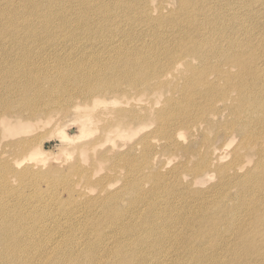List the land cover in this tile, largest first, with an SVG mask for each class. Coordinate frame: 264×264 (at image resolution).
<instances>
[{
  "label": "bare ground",
  "instance_id": "obj_1",
  "mask_svg": "<svg viewBox=\"0 0 264 264\" xmlns=\"http://www.w3.org/2000/svg\"><path fill=\"white\" fill-rule=\"evenodd\" d=\"M201 1L168 12L154 0H0V141L12 136L0 146V264H264V0ZM165 87L161 108L146 104ZM104 94H135L144 113L109 114ZM77 98L95 134L71 146L65 171L35 170L47 153L19 135ZM224 111L232 120L214 124ZM164 151L183 161L164 178L145 172ZM109 157L119 168L101 173ZM201 171L216 184L194 190L180 174Z\"/></svg>",
  "mask_w": 264,
  "mask_h": 264
},
{
  "label": "rangeland",
  "instance_id": "obj_2",
  "mask_svg": "<svg viewBox=\"0 0 264 264\" xmlns=\"http://www.w3.org/2000/svg\"><path fill=\"white\" fill-rule=\"evenodd\" d=\"M154 1L155 2L153 4V6H156V5L158 6L160 1H163L164 2L163 7L167 8L168 12L175 11L179 6V0H154ZM202 2L203 1L200 0L199 5H201ZM165 11L166 10L163 9V12H165ZM34 58H36V57H34ZM35 60H38V59L36 58ZM191 64L194 66L198 65L197 61H191ZM45 66H49V64H46ZM176 83L177 82H174L172 84H176ZM122 89L123 88H120V90H122ZM167 89L168 88L165 87L164 90L162 91V94H160L158 96H152V97L144 96L143 98H146L145 99L146 104H148L151 107L157 106V107L161 108L162 105L156 104V102L162 103L163 100L170 95V93L168 92ZM133 97H135V94H132L131 96H123V97H119V98L104 94L103 96H100L99 99L102 101L103 100L106 101L105 107L108 109L109 114L116 115L118 111H121L122 113L123 112L137 113V111H138L137 108H139V112L143 114L144 110L143 111L140 110L141 105L135 104V101H134L135 98H133ZM78 100H79V102H78ZM85 101H86V98H83V99L77 98L75 100L66 101V102H64L63 107L61 109H59V111H56L55 113H53V117L49 121L43 117L42 123H40L36 126H29V129L27 127H24L23 132L21 131L22 135H19L20 136L19 139H23L25 136L27 138V140L34 141V144L36 142L35 145H38V143H39L40 145H38V146L41 148V150L43 152L45 151V153H47V155L46 156L44 155V156L46 158L48 157V159H46L45 157L42 159H44L43 161L45 164H47L46 161H48L49 165L47 164L45 166L42 162L44 167H46V168H44L42 164L37 163V165L40 164V166L39 165L37 166L35 164V162L34 163L29 162L28 159H26V161H28L29 164L26 165V163H24V165L21 167H25V166L34 167V164H35V170H37V171H38V169H40V167L42 168V169H40L42 171H45L48 168H53L56 170L65 171V169H67V167L74 165L77 162V158H78L80 153H75L74 150L71 149V146L83 144L84 141H86V139H89V135H90L89 133L95 134V132H96V129L92 123L84 124L85 119L83 118V116L86 113L82 112L81 110L73 109V105L75 103H77V102L83 103ZM223 113H224L223 116L222 115L216 116L215 121L213 122L214 124H216V122H223L225 120H227V121L232 120V116L229 115L228 111H224ZM40 114L41 113H38L37 115L32 116L29 113L24 112L22 115L23 116L22 120H27L28 117L30 119L40 118V117H42ZM133 115L135 116L134 117L135 120H139L136 117L137 114H133ZM103 117H104V114H103L102 118ZM147 117H150V116H146V118ZM30 119H28V121H25V122H30ZM145 121H146V119L143 120L142 122H139V123L143 124V123H145ZM33 122H36V121H33ZM147 123H148V121H147ZM197 124H199V125H197ZM197 124L195 126H198L200 131L205 130L208 134H210L211 138L213 137L214 132L209 130V126H207V124H205V123H203V124L197 123ZM129 126L133 130H137L139 128V126L135 123H133ZM195 126L187 128L188 132H190V130ZM149 127L150 126H146L142 132H148ZM82 131H84V132H82ZM11 138H12V136L8 135V137L4 138L3 141L1 140L0 142H2V143H0V146H3L4 143H7V141H10ZM223 138L224 137L220 138L218 141H222ZM239 138L240 137L239 136L236 137L235 134H233L229 137V140L234 139V143L232 144V146H230L231 149L234 147V144L239 140ZM113 139L117 140L118 138H113ZM183 139H184L183 140L184 144H186L190 140L188 138V135L184 136ZM229 140H227V142ZM198 141L201 142L200 137L198 138ZM218 141H215V142H218ZM135 142L136 141H131L130 143H135ZM125 143H129V140L127 138L120 139L119 144L123 145V148L128 146V144H125ZM204 148H205V146L202 147L203 152H205ZM25 152H12V150H10L8 153H6V155H8L9 158H11V160L14 158H17V159L23 161V160H25V158H28V151L26 152L27 154H25ZM121 153L124 154V153H126V151H121ZM160 156H161L160 160L153 162L151 165V168H147L144 171L154 173L155 175H158L159 178H164L165 173L172 172L174 169L166 172L167 170L174 168L176 166V164H178L179 162L181 163L183 161V159L181 157L179 158V161H177V156H175L173 154V152H165L164 151L163 153H161ZM23 157H25V158H23ZM49 158H51V159H49ZM201 158L202 157H200V156H195L189 162L191 163V165H193L195 163H198ZM90 160H91L90 157L84 156V159L82 161L83 162L82 168L87 167ZM114 160H115L114 157H109L108 159H106V161L103 162V166H102L103 170L101 171V173H104L105 170L111 171L112 169L119 168L117 165L114 167V163H113ZM56 162H57V164H56ZM58 163H59V165H58ZM55 165H56V167H55ZM164 166L166 167L167 170L164 169ZM3 173H5V172H3ZM184 173H180V174H183L182 180L183 181L185 180L186 182L194 183V184L189 183L190 187L194 190H200V189L202 190V189L206 188L207 186H214L216 184V172L214 175L211 176L210 174H207L208 171H205L204 173H202V171H201V173L199 175H197V177L191 176L190 174L187 175ZM75 178L79 182V187H83L84 183H83V180L80 178V176L77 175ZM65 180H67V179H63V180L60 179L59 180V183L61 185L57 186V187L59 188L60 191H62L64 189L63 186L65 184H68L67 181H69V180H67V181H65ZM110 180H111V183L116 186V188H120L123 184V178L119 179V180H115L113 175H112ZM176 181H177L176 177L172 180L168 179L167 181L163 182V185L168 184V185L174 187L176 184ZM153 185H154V180H150L147 183L146 188L148 190L156 191V192H159L160 194H162V192L157 191ZM168 185H166L165 188H167ZM42 187L44 188V184H42ZM184 193H185V191H182L180 194H184ZM121 198L122 197H119L118 199L121 200ZM126 198H127V196H126ZM118 202H119V207L122 208L124 203H120V201H118ZM209 211L212 213L213 207H209ZM56 214H59L61 216L64 215L62 213L61 214L56 213ZM74 219H75L74 217L69 218L70 221H72Z\"/></svg>",
  "mask_w": 264,
  "mask_h": 264
}]
</instances>
